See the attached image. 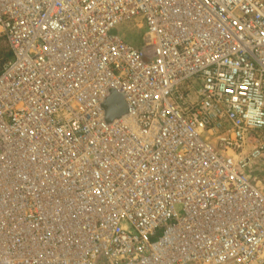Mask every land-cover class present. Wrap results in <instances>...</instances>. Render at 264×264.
<instances>
[{
    "label": "built area",
    "instance_id": "built-area-1",
    "mask_svg": "<svg viewBox=\"0 0 264 264\" xmlns=\"http://www.w3.org/2000/svg\"><path fill=\"white\" fill-rule=\"evenodd\" d=\"M0 39V264H264V0H0Z\"/></svg>",
    "mask_w": 264,
    "mask_h": 264
},
{
    "label": "rangeland",
    "instance_id": "rangeland-1",
    "mask_svg": "<svg viewBox=\"0 0 264 264\" xmlns=\"http://www.w3.org/2000/svg\"><path fill=\"white\" fill-rule=\"evenodd\" d=\"M117 33L119 38L131 47L135 49H141L143 47L145 28L141 24L139 18L122 23L117 27ZM4 46H6V43L0 40V48ZM1 68L2 66H0V70ZM246 173L249 179L252 180L262 194H264V165L257 163L253 164L246 170Z\"/></svg>",
    "mask_w": 264,
    "mask_h": 264
},
{
    "label": "water",
    "instance_id": "water-1",
    "mask_svg": "<svg viewBox=\"0 0 264 264\" xmlns=\"http://www.w3.org/2000/svg\"><path fill=\"white\" fill-rule=\"evenodd\" d=\"M115 35L116 32H113ZM114 97H118V100L115 101ZM106 121L110 123L116 119L121 118L125 115V104L120 96H116L115 93H111V98L106 102L105 105Z\"/></svg>",
    "mask_w": 264,
    "mask_h": 264
},
{
    "label": "trees",
    "instance_id": "trees-1",
    "mask_svg": "<svg viewBox=\"0 0 264 264\" xmlns=\"http://www.w3.org/2000/svg\"><path fill=\"white\" fill-rule=\"evenodd\" d=\"M1 41H4L3 39H0ZM5 42V41H4ZM1 53H0V66H3L11 57V54L9 52V49L6 46L0 48Z\"/></svg>",
    "mask_w": 264,
    "mask_h": 264
}]
</instances>
